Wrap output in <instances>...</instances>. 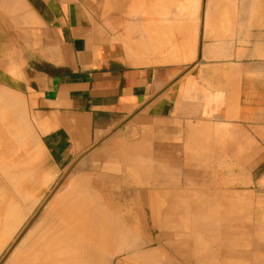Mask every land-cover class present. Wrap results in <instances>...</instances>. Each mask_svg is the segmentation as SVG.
Returning a JSON list of instances; mask_svg holds the SVG:
<instances>
[{
	"label": "crops",
	"instance_id": "obj_1",
	"mask_svg": "<svg viewBox=\"0 0 264 264\" xmlns=\"http://www.w3.org/2000/svg\"><path fill=\"white\" fill-rule=\"evenodd\" d=\"M24 1L0 7V112L19 105L11 113L24 118L28 149L44 155L54 176L68 169L84 177L129 240L139 241L110 264H137L146 252L153 264L157 256L156 264H212L213 249L220 261L243 255L229 242L244 232L253 238L248 254L264 257V0H184L202 16L214 2L258 18L249 26L236 19L230 38L203 30L199 54L193 40V58L169 63L154 44L145 45L148 56L133 47L134 57L117 39L116 27H147L158 14L153 0H140L139 9L134 0H92L90 12L67 0ZM180 1L172 0V15ZM160 28L171 36L172 44L160 37L165 55L179 28L158 27L156 36ZM6 96L22 103L9 106Z\"/></svg>",
	"mask_w": 264,
	"mask_h": 264
},
{
	"label": "bare ground",
	"instance_id": "obj_2",
	"mask_svg": "<svg viewBox=\"0 0 264 264\" xmlns=\"http://www.w3.org/2000/svg\"><path fill=\"white\" fill-rule=\"evenodd\" d=\"M8 1V0H7ZM9 1H11L12 2V6L11 7H14V8H21V7H27V5H25L24 4V0H9ZM155 1V0H154ZM163 1V0H162ZM168 0H166V2H167ZM2 2H3V4H5L6 3V0H2ZM27 2V1H26ZM148 2V1H147ZM68 4V3H67ZM141 4V3H140ZM152 5H153V3H151ZM154 4H155V2H154ZM167 5V4H166ZM197 5H198V3H197ZM196 5V6H197ZM151 6V5H150ZM155 6V5H154ZM121 8H122V6H120ZM156 7V6H155ZM154 7V8H155ZM119 8V7H118ZM147 8V7H146ZM26 9V8H25ZM116 9V8H115ZM123 9V8H122ZM160 9H162V8H160ZM164 9V8H163ZM1 10V9H0ZM149 10V9H148ZM156 10V9H155ZM154 10V11H155ZM130 11H131V9H130ZM145 11V10H144ZM134 12V11H133ZM132 12V13H133ZM146 12H147V10H146ZM150 12H151V10H150ZM153 12V11H152ZM155 12H158V11H155ZM209 12V11H208ZM121 13H123V12H121ZM142 13V12H141ZM140 13V14H141ZM154 13V12H153ZM18 13H16V15H17ZM19 14H20V12H19ZM112 14V13H111ZM142 14H145V13H142ZM206 14V13H205ZM215 14H217V13H215ZM21 15V14H20ZM117 15H119L120 16V14H117ZM208 15V14H207ZM119 16L117 17V19L119 18ZM124 16V15H123ZM216 16V15H215ZM35 17V19L38 21V16L36 17V16H34ZM126 17V16H125ZM12 18V17H11ZM14 18H16V16L14 17ZM19 18V17H18ZM17 18V19H18ZM211 18H213V16L211 17ZM211 18H209V19H211ZM4 21H5V15H4ZM21 19H22V17H21ZM122 19V18H121ZM121 19H119V21L121 20ZM208 19V20H209ZM206 20V19H205ZM214 20V19H213ZM14 21V20H13ZM115 21V20H114ZM5 22H7L8 23V21H5ZM38 22H40V21H38ZM108 22V21H107ZM125 22H126V20L124 21V23L122 22V24L124 25L125 24ZM163 22V21H162ZM161 22V23H162ZM6 23V24H7ZM15 23V22H14ZM101 23V22H100ZM169 23V22H168ZM167 23V24H168ZM175 23V22H174ZM174 23L172 24V27L173 28H179V30H186L187 31V29H188V27H191L190 25H189V23L187 22L186 24H184V21H182V20H180V21H178L177 23H175V25H174ZM191 23V22H190ZM209 23H210V21H209ZM208 23V21H207V24H209ZM211 23H214V22H212V20H211ZM9 24V23H8ZM7 24V25H8ZM11 24V23H10ZM25 24V23H24ZM43 24V23H42ZM119 24V23H118ZM127 24V23H126ZM147 24V23H146ZM156 24H158V22L156 23ZM162 24H164V23H162ZM44 25V24H43ZM113 25V24H112ZM117 25V24H116ZM120 25V24H119ZM155 25V24H154ZM159 25L161 26V24H160V22H159ZM169 26H170V23L168 24ZM167 25V26H168ZM174 25V26H173ZM193 25V24H192ZM118 26V25H117ZM156 26V25H155ZM166 26V25H165ZM164 26V27H165ZM19 27V26H18ZM126 27H129V28H131L130 26H127L126 25ZM134 27V26H133ZM162 27H163V25H162ZM172 27H170V28H172ZM193 27V26H192ZM194 27H195V25H194ZM115 28V27H114ZM117 28V27H116ZM125 26L124 27H122V29L120 28V32H119V34L121 33V34H124L125 32V29H126V31H127V35H126V37H127V41H125V40H123V38L121 39L122 41H124V42H127L126 44H123V46H126L125 48H124V50L125 51H128L127 53H129L130 55H134V53H136V51L135 50H137V52L140 50V49H145L146 48V44H149V43H151V44H154V47H153V49H155L154 51H157L159 54L158 55H160V53H161V55H162V57L163 56H168V57H164V58H162L163 59V61H162V63L163 62H165L164 61V59L166 60V62H168V58H170L169 60H174V62H177L176 60H178V61H181L182 59H184V60H189V59H191V57H193L192 56V54L190 53L191 51V49L189 48V50H187V51H185V49H186V47H187V45H188V36L189 35H187L186 33H184L182 36V39L181 38H178V39H176V41H177V43L179 44V46H180V48H182V50L180 51V53H182V55H184L185 57H182V59H181V57L179 56L178 58H176L177 56L175 55V52H176V50H177V45L178 44H176V43H174V46H173V49H172V45H169L171 48H170V50H172V52H169L168 53V51H166V54L164 55V54H162V52L164 51L163 49L166 47V40L167 39H169V38H167L166 37V39H164L163 41L165 42V43H163V41L161 42V40L164 38V37H162V36H159L158 37V35H160V34H157V36H156V32H153V31H155L154 29H152L151 31L153 32H151L152 34H147V30H148V28L146 27H141L142 29L141 30H139L138 28H136V27H134V29L133 30H130L129 28H125ZM166 28V27H165ZM177 28V29H178ZM127 29H129V30H127ZM151 29V28H150ZM155 29H158V27H156ZM204 29V28H203ZM159 30V29H158ZM166 30V29H165ZM206 30V29H205ZM150 32V31H149ZM148 32V33H149ZM118 33V32H117ZM157 33H159V32H157ZM169 33H170V31H169ZM20 34V33H19ZM117 35L118 36V38H120L122 35ZM155 35V36H154ZM162 35V34H161ZM20 37H22V35L20 34L19 35ZM107 36V35H106ZM113 36L114 37H116L115 36V34L114 35H112V38H113ZM168 37H171L170 35H167ZM180 36V35H179ZM197 36V35H196ZM102 37V36H101ZM111 37V36H110ZM162 39H161V38ZM176 37V36H175ZM203 37V36H202ZM105 38V37H104ZM24 39V38H23ZM26 41L28 40L29 41V39H25ZM120 40V41H121ZM27 41V42H28ZM119 41V42H120ZM121 41V42H122ZM169 41V40H168ZM26 42V43H27ZM113 42H116V41H113ZM29 43V42H28ZM190 43V42H189ZM165 44V45H164ZM167 44H172V43H169V42H167ZM29 45V44H28ZM203 45V44H202ZM149 46V45H148ZM165 46V47H164ZM168 46V45H167ZM177 46V47H176ZM133 47H135L134 49L135 50H132V48ZM205 47V46H204ZM121 48H123V47H121ZM127 48V49H126ZM179 48V47H178ZM188 48V47H187ZM150 50H151V48H149ZM169 49V48H168ZM123 50V49H122ZM123 50V51H124ZM146 50V49H145ZM201 50V49H200ZM203 50H204V48H203ZM206 50V49H205ZM204 50V51H205ZM132 51H135V52H133V54H131L132 53ZM144 51V50H143ZM147 52H143V53H141L143 56H148L149 54H148V50H146ZM153 50H151L150 52H152ZM162 51V52H161ZM190 51V52H189ZM203 51V52H204ZM11 53H8L9 55H11L12 54V56H13V54H14V52L12 53V51H10ZM191 54L190 55V57H189V53ZM153 53V52H152ZM164 53V52H163ZM169 55H168V54ZM171 53H174V56H176V57H173L172 55H171ZM177 53H178V51H177ZM205 53V52H204ZM140 56H142L141 54H140V51H139V53H138ZM145 54H147V55H145ZM187 54V55H186ZM139 55H137V53H136V55H134V57L136 56V57H138ZM157 55V54H156ZM157 55V56H158ZM160 55V56H161ZM170 55L172 56V57H170ZM203 55V54H202ZM206 55V54H205ZM204 55V56H205ZM11 56V57H12ZM126 56V55H125ZM139 56V57H140ZM151 56V55H150ZM149 56V57H150ZM207 56H208V54H207ZM8 57V56H7ZM11 57H10V59H11ZM18 57V56H17ZM133 57V56H132ZM151 57H155L156 58V56H155V53H154V56L152 55ZM210 57V56H209ZM176 58V59H175ZM161 58L158 60L159 61V63H161L160 62V60H162ZM134 60V59H133ZM172 60V61H173ZM13 61V60H12ZM11 61V62H12ZM19 61V60H18ZM135 61V60H134ZM158 61H156V62H158ZM9 62H10V60H9ZM169 63V62H168ZM171 63V62H170ZM10 65V64H9ZM11 66H12V68L10 67L9 69L11 70H13V72H14V69L15 68H13L14 66L12 65V63H11ZM17 68V67H16ZM19 68V67H18ZM6 70H7V68H6ZM9 70V71H10ZM17 72V71H16ZM7 73H8V71H7ZM15 73V72H14ZM21 74V73H20ZM23 74V73H22ZM16 76V75H15ZM21 76V75H20ZM23 78V77H22ZM12 94V93H11ZM11 94H9L8 96H11ZM8 96H6L5 98L7 99V97ZM11 97H17L16 95H14V96H11ZM4 98V99H5ZM18 98H19V96H18ZM22 98V97H21ZM11 98L9 97L7 100L9 101ZM7 100H5L4 101V104L5 105H8V103H7ZM20 99H17V101H16V99H11V101H9V106L11 105V103H12V105L13 104H15L14 103V101H16V103L17 102H21V101H19ZM13 101V102H12ZM6 102V103H5ZM22 103V102H21ZM21 103H19V104H21ZM4 105V106H5ZM18 107H19V105H17ZM22 106L23 105H21L20 106V108H22ZM15 107V106H14ZM17 107V108H18ZM17 108H12V110L14 109L15 111H22V110H20V109H17ZM5 109H8V106H6L5 107ZM5 109H3L2 111H5ZM10 110H11V108H9ZM9 109L8 110H6V111H9ZM22 109H24V108H22ZM11 110V112L13 113V111ZM14 111V112H15ZM10 111H9V114H10V118H12L11 116L13 115L12 113H11ZM24 112V111H23ZM23 112H21L20 113V116H21V114H22V117H23ZM3 112H0V115L2 114ZM15 113H17L18 114V112H15ZM5 114H6V112H5ZM8 113H7V115H9ZM15 115V114H14ZM13 115V116H14ZM25 115V114H24ZM1 116H4V114L3 115H1ZM0 116V118H2L3 119V117H1ZM26 116H27V114H26ZM25 116V118H27L28 119V117H26ZM30 116H32V115H30ZM8 117L9 116H7L4 120H5V122L7 121L6 119H8ZM15 117L17 118V119H14V120H17L18 122H21L20 120H24V118L22 119H20V117H19V115L18 116H16L15 115ZM32 118H34L33 116H32ZM13 119V118H12ZM1 120V119H0ZM4 120L2 121L3 123H4ZM11 120V119H10ZM13 121V120H12ZM1 122V121H0ZM9 123L11 122V121H8ZM5 123V124H9V123ZM16 123V122H14L15 124L13 125V122L12 123H10L11 125H13V126H15V125H17V124H19V123ZM1 124V123H0ZM9 124V125H10ZM4 125V124H3ZM2 125V126H3ZM8 125V126H9ZM5 127L4 128H6L7 129V127H6V125H4ZM20 126V125H19ZM37 126V125H36ZM1 128V127H0ZM10 129H12L11 128V126H9V128L7 129L8 131L10 130ZM28 129H30V128H28ZM0 130H2V129H0ZM5 130V129H4ZM3 130V131H4ZM3 131H0L1 132V134H2V139L4 138L3 136H4V134L2 133ZM4 132H6L7 133V131L5 130ZM28 132V133H27ZM27 132H22V133H24L25 135H26V133L27 134H29L30 135V132L27 130ZM40 132V131H39ZM15 133V132H14ZM24 134H22L23 136H24V138H25V135ZM20 136V138L17 140V137H19ZM16 137V141H18V144H13L14 142H12L13 140H10V139H7L8 138V136H5V138L7 139V140H9V141H11L9 144H2V145H0V147L2 148L3 147V145H6L4 148H6V150L11 146L12 147V145H14V146H16V149L19 147V143H20V145H25V142H27V140L29 141V139H30V137L28 138V139H26L28 136L26 135V140H24L22 137H21V135H18ZM1 138V137H0ZM5 138L3 139V140H1V141H3V142H5ZM9 138H10V136H9ZM22 138V139H21ZM12 139V138H11ZM20 139L21 140H23V141H20ZM6 140V143L7 142H9V141H7ZM2 142V143H3ZM22 142H23V144H22ZM1 143V142H0ZM12 143V144H11ZM28 143H26V145H27ZM38 144H39V142H38ZM10 145V146H9ZM7 146H8V148H7ZM11 147H10V149H11ZM23 147V146H22ZM21 147V148H22ZM25 147V146H24ZM27 147V146H26ZM25 147V148H26ZM35 147V146H34ZM34 147H32V148H34ZM14 149H15V147H13ZM16 149L15 150H13L14 152H15V154H16ZM27 149V148H26ZM6 150H4V153L2 154L1 153V151H3V150H1L0 151V155L2 154V156L4 157V154H5V151ZM34 150V149H33ZM9 151V150H8ZM8 151H6V153L8 152ZM22 151V150H21ZM28 151V150H27ZM27 151H25V152H27ZM30 151V150H29ZM12 152V150L11 151H9L8 153L10 154ZM19 152V151H18ZM17 152V153H18ZM33 152H35V151H32V153ZM7 153V154H8ZM31 153V152H30ZM30 153H28L29 155H30ZM31 153V154H32ZM6 154V155H7ZM12 154H13V156L15 155L13 152H12ZM11 154V155H12ZM25 154V153H24ZM27 154V155H28ZM19 155L21 156L22 154H20L19 153ZM9 156V158L8 159H10V157H12L13 158V156H10V155H8ZM8 156H5V157H8ZM16 156L18 157V155L16 154ZM16 156H14V157H16ZM26 156V155H25ZM27 157V156H26ZM23 158H25V157H23L22 156V160H19L18 162H16L15 161V168H16V166L19 164V166H20V164H21V169H22V167H26L28 164L30 165L31 163H30V160H28V161H26V159H25V161H23L24 159ZM3 159V158H2ZM2 159L0 158V162H2ZM29 159V158H28ZM4 160V159H3ZM6 160V159H5ZM12 161L14 160V159H11ZM16 160V159H15ZM34 160V159H33ZM36 160V159H35ZM21 161V162H20ZM37 161V160H36ZM35 161V162H36ZM23 162V163H22ZM25 162V163H24ZM27 162H28V164H27ZM135 163H136V161H135ZM12 164H14V163H12ZM22 164H23V166H22ZM24 164H26L25 166H24ZM32 164H35L34 162H32ZM28 165V166H29ZM18 166V171L17 172H19V171H21V170H19V167ZM32 165H30V167H31ZM38 166V165H37ZM8 168H9V166H8ZM7 168V169H8ZM12 168H13V170L12 171H14V167L12 166ZM16 170V169H15ZM27 169H25V171L23 172V171H21V173L23 174V175H21L20 174V172L17 174V175H20V177H19V179H21V177L22 176H24L25 174H26V171ZM29 170V169H28ZM33 170V169H32ZM76 170H77V168H76ZM82 170V169H81ZM141 170V169H140ZM1 171V170H0ZM7 171V170H6ZM74 171V170H73ZM1 172H3V171H1ZM31 172V171H30ZM147 172V171H146ZM10 173V172H9ZM8 173V174H9ZM11 173H14V172H11ZM44 173V172H43ZM43 173H42V175H43ZM79 173V172H78ZM144 173V172H143ZM1 174H3V176L4 175H6L5 173H1ZM0 174V175H1ZM8 174L6 175V176H4V177H6V179L8 178L9 179V181H10V179H12L11 181H12V183L14 182L13 181V179L14 178H16L15 176H17L16 175V172L14 173L15 174V176H14V178H12L13 177V175L11 174V176L12 177H8ZM40 174H41V172H40ZM73 174V173H72ZM27 175H30V173H28V174H26L24 177H26ZM76 175V174H75ZM2 176V175H1ZM32 176V175H31ZM30 176V177H31ZM23 177V178H24ZM41 177V176H40ZM44 177V178H43ZM69 177V176H68ZM71 177V176H70ZM69 177V178H70ZM76 177H78V176H76ZM146 177V176H145ZM23 178L21 179L22 181H23ZM35 178L37 179V177L35 176ZM42 178L43 179H46V180H44V181H46V182H51V181H53V175H52V177H49V175L47 174V175H45V176H42ZM5 179V180H6ZM28 179V178H27ZM39 179V178H38ZM68 178H66V180H67ZM79 179V178H78ZM17 180H18V177H17ZM20 180V181H21ZM30 180H32L31 178H30ZM30 180H27V181H30ZM42 180V179H41ZM69 180V179H68ZM72 180H73V176L70 178V180L69 181H67V182H65V183H63L64 181H65V179H64V181L63 182H61V184L59 185V186H61L62 185V183H63V185L60 187V188H57L58 190L54 193V195L52 194V197L50 198V200L49 201H47V203L43 206V208H42V210H41V213H40V216L34 221V222H32L31 221V223L28 225V226H26V229H25V231L19 236V238L17 239V240H15L16 242L14 243V245L11 247V249L9 250V252H8V254H7V256L5 257V259H4V261H3V263L2 264H110L111 263V260H112V258H113V256L116 254V252H120L121 250H123V248H125V250H126V247H129L130 248V246L132 247V245L131 244H133V242L131 243V241H134V238H136V237H134L135 235H133V234H131V237H134L133 238V240H129V238L128 237H130V235L129 234H127L126 232H125V227H122V226H124L122 223H118L119 221H117L116 222V220L114 221L113 220V222H116V223H118L119 225L120 224H122V226H120L121 228H122V230H124V231H122L121 230V228L118 226V225H116V223H114L113 224V222H111V219L112 218H114L115 217V213H114V215L112 216V214H108L110 211H112V210H110L108 213H107V211L105 212V214L107 215H109L110 217H111V219H110V217H109V219H107L106 217H108V216H105V218H104V216L102 217V215H103V213H102V215H101V213H99V211L101 210L100 209V207H98V206H100L101 205V207H104V205H102V204H99V205H97L96 203H93V204H96V206L95 205H93L92 204V202H90V203H87V202H89V201H85L84 200V197H87L88 198V196L86 195V196H84L83 195V192L82 191H84V189L82 188V187H84V185L83 186H81V189H77V188H80V186H79V184H78V186L76 185V186H73V183L74 182H72ZM7 182H8V180H6ZM10 181V182H11ZM20 181H18V183H17V181H15V186L16 187H18L19 186V183H22V181L20 182ZM26 181V180H25ZM26 181V182H27ZM34 181V180H33ZM44 181L42 180V184L44 183ZM81 181V180H80ZM45 182V183H46ZM77 182H79V181H77ZM76 182V183H77ZM96 182V181H95ZM18 185H17V184ZM44 183V184H45ZM94 183V182H93ZM23 184V183H22ZM27 184H30V183H27ZM32 184V183H31ZM30 184V185H31ZM92 184V183H91ZM39 185V184H38ZM27 186V185H26ZM25 186V187H26ZM35 186H37L36 184L34 185V187ZM58 186V187H59ZM16 187H14V188H16ZM28 187V186H27ZM31 188H32V186H30ZM30 187H28V190L31 192V190H33V188L31 189ZM77 187V188H76ZM13 188V189H14ZM31 190H30V189ZM37 188V187H36ZM92 188V187H91ZM12 189V188H11ZM17 189V191L15 190V194H16V196H17V192H18V190H19V188H16ZM86 189V188H85ZM39 191H40V189H38ZM22 191V190H21ZM25 191H27V190H25ZM25 191H23L22 193H21V199H23L24 197H26V196H28V194H25L24 192ZM42 191H43V188H42ZM87 191V190H86ZM86 191H84L86 194L88 193V192H86ZM28 192V191H27ZM32 192H34V190L32 191ZM47 192V191H46ZM45 192V193H46ZM13 193H14V191H13ZM36 193V192H35ZM40 193V192H39ZM38 193V194H39ZM19 194H20V191H19ZM23 194V195H22ZM24 194L26 195V196H24ZM30 194H32V193H30ZM34 195V194H33ZM36 195V194H35ZM39 195H41V194H39ZM39 195H37L38 196V198H34L33 199V201H29V202H26L27 201V199L25 198V200H21V201H25V203L23 202V205L21 206V209H15L14 208V205L12 206V204H8L9 206H8V210H7V207H3L4 209L6 208V210H7V212H5L4 213V211H3V213H1V216H0V252L5 248V246H7L9 243H10V241H12L14 238H15V236H16V234L18 233V231H20V229L22 228V226L24 225V223L25 222H27V221H29L28 219L30 218V216L32 215V213H33V211H34V209H35V207H36V203H38L37 201L39 200ZM4 196V195H3ZM24 196V197H23ZM30 196V195H29ZM32 196V195H31ZM46 196V195H45ZM101 196V195H100ZM19 197V196H18ZM29 198V197H28ZM31 198V197H30ZM42 198V197H41ZM90 198H92L91 196H90ZM95 198V197H94ZM93 198V199H94ZM105 198V197H104ZM2 199V198H1ZM19 200H20V198H18ZM17 199V200H18ZM167 199V198H166ZM35 200V201H34ZM44 200V199H43ZM89 200V199H88ZM102 200V199H101ZM105 200V199H104ZM162 199H160V201H161ZM164 200V199H163ZM8 201V200H7ZM10 201V200H9ZM8 201V202H9ZM90 201H92V199H90ZM94 201H96V199L94 200ZM169 201V200H168ZM96 202H98V201H96ZM103 202V201H102ZM163 202V201H162ZM6 203L7 202H5L4 203V206L6 205ZM10 203V202H9ZM99 203H100V201H99ZM168 203V202H167ZM2 204V203H1ZM41 204V203H40ZM107 204V203H106ZM163 204V203H162ZM3 205V204H2ZM17 205V204H16ZM15 205V206H16ZM109 205V204H108ZM172 205H174V204H172ZM7 206V205H6ZM163 206V205H162ZM175 206V205H174ZM178 206H179V204H178ZM183 206V205H182ZM181 206V207H182ZM2 207V206H1ZM1 207H0V210H1ZM10 207H11V209H10ZM161 207V206H160ZM167 207V206H166ZM180 207V206H179ZM176 208H178L177 206H176ZM3 209V210H4ZM98 209H100L99 211H98ZM106 210V208H103L102 210H103V212ZM183 209V208H182ZM181 209V210H182ZM5 210V211H6ZM179 210H180V208H179ZM36 211V210H35ZM161 213V212H160ZM104 214V215H105ZM186 216V215H185ZM117 218V217H116ZM115 218V219H116ZM34 219V218H33ZM185 219H186V217H185ZM172 222V221H171ZM131 230V229H130ZM128 233H129V230H126ZM125 232V233H124ZM129 235V236H128ZM133 235V236H132ZM17 238V237H16ZM138 238V237H137ZM131 239V238H130ZM198 240V239H197ZM197 240H196V243H197ZM202 241V240H201ZM201 241H199L198 243H200ZM129 242H130V244H129ZM136 242H139V241H134V243H136ZM197 243V245H200V244H198ZM202 243V245L204 244L203 242H201ZM128 244L130 245V246H128ZM140 244H142V242L140 243ZM10 245V244H9ZM135 245H137V244H135ZM143 246V245H142ZM177 247V246H176ZM201 247H203V246H196V248H201ZM137 248V247H136ZM174 248H175V246H174ZM7 249V248H6ZM132 249V248H131ZM179 249V248H178ZM197 249V250H198ZM202 249V248H201ZM119 250V251H118ZM129 250V249H128ZM142 250H143V248H142ZM150 250H151V248H150ZM149 250V251H150ZM5 251V250H4ZM146 251V250H145ZM181 251V250H180ZM183 251V250H182ZM123 252L125 253V251L123 250ZM127 252V251H126ZM137 252V251H136ZM140 252H142L141 250H140ZM151 252V251H150ZM199 252H201V250L199 251ZM199 252H197V254L199 253ZM121 253V252H120ZM144 253V252H143ZM146 254H147V252L144 254V255H142V254H139L140 255V258H138L139 257V255L137 254L136 255V257H133V256H135L134 254H132L133 256H129V257H131L133 260H137V259H140V262H143V263H141V264H144V261L143 260H146L145 261V263L147 264V262L149 261V258H148V260H147V258L145 259L144 257H148V256H146ZM151 254L152 255H155L156 256V254H154L153 252H151ZM182 254V253H181ZM186 254V253H185ZM1 255V254H0ZM141 255H142V257H141ZM149 256H150V253L148 254ZM183 255V254H182ZM199 255V254H198ZM138 256V257H137ZM179 256V255H178ZM189 256V255H188ZM201 256L202 255H200V257L199 258H201ZM128 257V256H127ZM152 257V256H151ZM183 257V256H182ZM205 257H207V256H205ZM123 258H125V259H127L126 257H124L123 256ZM135 258H137V259H135ZM159 258L160 257H158L157 256V260L156 261H159ZM197 256H196V261H198L197 260ZM130 259V258H129ZM131 259V260H132ZM154 259H155V257H154ZM161 259V258H160ZM164 259V258H163ZM203 259V258H202ZM128 260V259H127ZM130 260V261H131ZM132 260V261H133ZM142 260V261H141ZM182 260H183V258H182ZM201 260V259H200ZM199 260V261H200ZM208 260V259H207ZM139 261V260H138ZM156 261H154V263L156 264V263H158V262H156ZM167 261V263H168V260H166ZM210 261V260H209ZM135 262V261H134ZM140 262L138 263L137 262V264H140ZM150 262H152V261H150ZM150 262H148V263H150ZM160 262V261H159ZM129 263V262H128ZM151 264H153V262L151 263Z\"/></svg>",
	"mask_w": 264,
	"mask_h": 264
},
{
	"label": "rangeland",
	"instance_id": "obj_3",
	"mask_svg": "<svg viewBox=\"0 0 264 264\" xmlns=\"http://www.w3.org/2000/svg\"><path fill=\"white\" fill-rule=\"evenodd\" d=\"M183 1L184 0H181L180 2H181V4H180V6H177V10H178V12H179V15H172L171 14V7H172V0H168L167 2H166V0H153L151 3H153V5L151 4V6H149V8H152L153 10H155L154 9V7L156 6L158 9H157V11H158V14L156 15H153V16H149V19L151 18V20L149 21V23H148V25H147V28H148V30H147V34H152L153 32L151 31L152 29H154L155 30V28H153V27H162V25H163V27L165 26V27H172V24L175 22V23H177L178 21H180V20H182V21H184V24H186L187 22L189 23V25L191 26V27H188V29H187V31L186 30H179L178 32H179V34L178 35H180V36H178V38H181L182 39V35L184 34V33H186L187 35H189L188 36V39H190L189 41H187L188 42V45H187V47H186V49L185 50H189V48H191V46H192V44H193V40H194V46H195V48H196V50H198V54H199V50H200V48H201V45H202V41H203V30H205V32L206 33H208V35H210V34H214L215 35V37H222V38H227V37H232L233 36V32H231V27H235V21H236V19H238V18H242V20H243V23H244V25L245 26H249V25H251L252 24V22H253V20L254 19H257L258 17L257 16H252V15H245V16H243V17H237V16H235V15H231L230 13H231V9H229V6H226V7H223L222 5L220 6V5H218V4H215L214 2L212 3V5H211V7H213V10H211V8H209L208 9V15H205V16H202V14L200 13V11L197 13V10L195 9V5L193 4V3H191L188 7H184L183 6ZM92 0H67V3L69 4V6L71 7V8H74L76 5L77 6H79V7H83V8H86V10L88 11L89 10V12L90 11H92L91 9H92ZM134 2L136 3L135 4V6L137 7V9H139L140 8V6L142 5V6H145V1H140V0H134ZM154 2H155V4H154ZM120 3V2H119ZM141 3V4H140ZM150 3V2H149ZM218 3V2H217ZM12 2L11 1H7L6 0V3L5 4H3V2H2V0H0V7H5V9H6V7H11L12 5ZM24 4H25V1H24ZM167 4V5H166ZM155 5V6H154ZM217 7L219 8V9H217ZM160 8H162V9H160ZM164 8V9H163ZM138 11V10H137ZM211 12H212V14H211ZM215 13H217V14H215ZM216 15V16H215ZM213 16V18H211ZM8 17V15L6 16L5 15V18H7ZM209 18H211V19H209ZM206 19V20H205ZM209 19V20H208ZM214 19V20H213ZM211 20H212V22H214V23H211ZM241 20V21H242ZM163 21V22H162ZM207 21H208V23H209V21H210V23L209 24H207ZM158 22V24H156ZM159 22H160V24H161V26L159 25ZM164 23V24H162V23ZM170 23V26L168 25L169 23ZM191 22V23H190ZM168 23V24H167ZM175 23H174V25H175ZM203 23H205L206 25H207V27H202V25H203ZM156 26H155V25ZM193 24V25H192ZM168 25V26H167ZM173 25V26H174ZM194 25H195V27H194ZM193 26V27H192ZM120 28L122 29V27H117V30H120ZM129 28V27H128ZM136 28H138V27H136ZM143 28V27H142ZM141 27H139L138 29L139 30H141L142 29ZM146 28V27H145ZM151 28V29H150ZM204 28V29H203ZM130 29V28H129ZM128 29V30H129ZM134 29V27L132 28V30ZM161 29V32H160V35L159 36H162V37H164L165 39H166V35H167V33L164 31L165 29H163V28H160ZM171 29L169 28V31H170ZM150 31V32H149ZM149 32V33H148ZM152 32V33H151ZM118 36L121 34H119V31H118V33H116ZM162 34V35H161ZM122 35V34H121ZM194 35V39H192V36ZM197 35V36H196ZM118 36H117V39H122V36L120 37V38H118ZM176 41V40H175ZM190 42V43H189ZM176 43V42H175ZM180 47V46H179ZM165 49V48H164ZM182 50V48H180V51ZM187 55V54H186ZM193 56V55H192ZM180 57H181V59H182V57H185L184 55H182V53H180ZM191 58H193V57H191ZM181 61H187V60H184V59H182ZM10 111V110H9ZM9 111H5L6 112V114H5V112H4V117L6 118L7 116H9L8 117V119H6L7 121L5 122V120H4V125H6V127L10 124V123H12L13 122V125L15 124L14 122H18L17 120H13L12 118H10V114H9ZM11 112V111H10ZM7 113L9 114V115H7ZM12 117V116H11ZM4 118V119H5ZM11 119V120H10ZM13 120V121H12ZM8 121H11L10 123L8 122ZM21 122H18L19 124H17V125H15V126H13V125H9V126H11V128L12 129H10L9 131L7 130L8 128H9V126L7 127V129L6 128H4L5 126L3 125V130L5 129L6 131H7V133L6 132H4L3 131V134H4V138H5V136H8V138L7 139H10V140H13L12 142H14L13 144H18V141H16V137L18 136V135H21V137L24 139V140H26V139H28L30 136H29V134H27L28 132L26 131V123L23 121V120H20ZM9 123V124H5V123ZM20 125V126H19ZM15 132V133H14ZM22 132H27L26 133V135L28 136L27 138H26V135L24 134V133H22ZM22 134H24L25 135V138H24V136L22 135ZM9 136H10V138H9ZM3 138V139H4ZM12 138V139H11ZM20 138V136L19 137H17V140ZM21 138V139H22ZM6 138H5V142H3L2 144H9L11 141H9V140H7ZM20 139V141H23V140H21ZM6 140L7 141H9V142H7L6 143ZM30 140V139H29ZM21 143V142H20ZM20 143H19V147L16 149V146H14V145H12V147H11V149H10V147L8 148V146H7V150H6V148H4L6 145H3V147H2V149H3V153H4V150H6V151H11L12 150V152L15 154V152L13 151V150H15L16 149V154L18 155V157L16 156V154L14 155V156H16V157H14L13 156V154H12V152L9 154L8 152V154L6 153V151H5V154H4V157L2 156V154L0 155V158L2 159V162H0V170L1 171H3V172H1L0 171V174L1 173H9L8 174V177L10 176V177H12L11 176V174L13 175L15 172H16V175L20 172V174L21 175H23L22 173H21V171H25V169H27L26 171V174H28V173H30V175H27L26 177H24V176H22L21 177V179L23 178V181L21 180V179H19V177H20V175H17V176H15V174L13 175V177L12 178H14V176L16 177V178H14L13 179V183H12V179H10V181H9V179L7 178L6 179V177H4V176H6V175H4L3 176V174H1L0 175V207H1V210H0V216H1V213H3V211H4V213L5 212H7V210H8V204H12V206L15 204H17L16 206L14 205V208L17 210V209H21V206L23 205V202L25 203V201H21V200H25V198L27 199V201L26 202H29V201H33V199L35 198H38V196L37 195H39V194H41V195H39V200L37 201L38 203H36V207H35V209H34V211H33V213H32V215L30 216V218L28 219L29 221H27V222H25L24 223V225L22 226V228L20 229V231H18V233L16 234V236H15V238L12 240V241H10V245L8 244L7 246H5V248L0 252V264H2L3 263V261H4V259H5V257L7 256V254H8V252H9V250L11 249V247L14 245V243L16 242L15 240H17L18 238H19V236L25 231V229H26V226H28L30 223H31V221L32 222H34L39 216H40V213H41V210H42V208H43V206L47 203V201H49L50 200V198L52 197V194L54 195V193L58 190L57 188H60L62 185H63V183H65V182H67V181H69L70 180V178L73 176V180H72V182H74L73 183V186H78V184H79V186H80V188H77V189H81V186H83L84 185V187H82L83 189H84V191H86V192H88L87 194L84 192V191H82L83 192V195L84 196H88V198L87 197H84V200L86 201H89V202H87V203H90V202H92V204L93 203H98L97 205H99V204H101V203H99V200L97 199V197H95V195L91 192V191H89L86 187H85V179H84V177H82V176H78V177H76V175H73V174H71L72 172H71V170H69L68 171V169L67 170H65L61 175H58V176H54L53 175V172H52V169H51V167H50V164H49V162L45 159V157H44V155L39 151V150H33V148H31L30 149V151H29V149H28V147H29V143H28V140H27V142H25V145H20ZM26 143H28L27 145H26ZM12 144V143H11ZM15 144V145H16ZM22 144H23V142H22ZM23 146V147H22ZM27 148H25V147ZM13 147H15V149L13 148ZM22 147V148H21ZM32 147V146H31ZM22 150V151H21ZM28 150V151H27ZM19 151V152H18ZM25 151H27V152H25ZM32 151H35V152H33L32 153ZM18 152V153H17ZM32 154H31V153ZM19 153L20 154H22L21 156L19 155ZM25 153V154H24ZM28 153H30V155L28 154ZM7 154V155H6ZM12 154V155H11ZM28 154V155H27ZM8 155H10V156H13V158L12 157H10V159H8L9 158V156ZM27 157H26V156ZM5 156H8V157H5ZM22 156L23 157H25V158H23L24 160L23 161H25V159H26V161H28V160H30V165H32L31 167H30V165L28 164V162H27V164L29 165H27L26 167H22V169H21V164H20V166H19V164L16 166V168H15V161L16 162H18L19 160H22L21 158H22ZM20 158V159H19ZM29 158V159H28ZM6 159V160H5ZM11 159H14L13 161L11 160ZM16 159V160H15ZM19 159V160H18ZM34 159V160H33ZM37 161H36V160ZM1 161V160H0ZM36 161V162H35ZM21 162V161H20ZM32 162H34L35 164H32ZM12 163H14V164H12ZM23 163V162H22ZM25 163V162H24ZM26 164H24V166H25ZM38 165V166H37ZM8 166H9V168H8ZM12 166L16 169H14V171H12L13 170V168H12ZM18 166L20 167L19 168V170H21V171H19V172H17L18 170ZM22 166H23V164H22ZM8 168V169H7ZM29 169V170H28ZM33 169V170H32ZM7 170V171H6ZM31 171V172H30ZM11 172H14V173H11ZM40 172H41V174H40ZM44 172V173H43ZM42 173H43V175H42ZM49 175V177H52V175H53V181H51V182H46V181H44V180H46V179H43L42 178V176H45V175ZM32 175V176H31ZM31 176V177H30ZM35 176L37 177V179L35 178ZM41 176V177H40ZM70 178H69V177ZM9 177V178H10ZM17 177H18V180H17ZM28 178V179H27ZM30 178L32 179V180H30ZM39 178V179H38ZM66 178H68L67 180H66ZM79 178V179H78ZM8 180V182L6 181V180ZM44 181V183L42 184V180ZM64 179H65V181H64ZM22 181V183H19V186L18 187H16L15 186V181H17V183H18V181ZM27 180H30V181H26ZM34 180V181H33ZM81 180V181H80ZM20 181V182H21ZM64 181V182H63ZM77 181H79V182H77ZM61 182H63L62 183V185L61 186H59L60 184H61ZM77 182V183H76ZM16 183V184H17ZM27 183H32L31 185L30 184H27ZM37 185V186H35L34 187V185ZM39 184V185H38ZM76 184V185H75ZM18 185V184H17ZM30 187V186H32V188H33V190H34V192H32L33 190H31L30 188V190H31V192L28 190V187ZM26 186V187H25ZM59 186V187H58ZM14 187H16V188H19V190H18V194H17V196H16V194H15V190L17 191V189L16 188H14ZM37 187V188H36ZM12 188V189H11ZM15 190H14V189ZM42 188H43V191H42ZM86 188V189H85ZM38 189H40V191L38 190ZM22 190V191H21ZM25 190H27V191H25ZM82 190V189H81ZM13 191H14V193H13ZM19 191H20V194H19ZM23 191H25L24 193L25 194H28V196H26L25 194H24V196H26V197H24L23 199H21L22 197H21V193L23 192ZM47 191V192H46ZM36 192V193H35ZM40 192V193H39ZM46 192V193H45ZM54 192V193H53ZM30 193H32V194H30ZM39 193V194H38ZM34 194V195H33ZM36 194V195H35ZM4 195V196H3ZM23 195V194H22ZM30 195V196H29ZM32 195V196H31ZM46 195V196H45ZM19 196V197H18ZM90 196L92 197V198H90ZM29 197V198H28ZM31 197V198H30ZM42 197V198H41ZM95 197V198H94ZM2 198V199H1ZM18 198H20V200L18 199ZM94 198V199H93ZM18 199V200H17ZM44 199V200H43ZM49 199V200H48ZM89 199V200H88ZM90 199H92V201H90ZM96 199V201H98V202H96V201H94ZM10 202H8V201ZM35 201V200H34ZM5 202H7L6 203V205L4 206V203ZM3 205H2V204ZM41 203V204H40ZM91 204V203H90ZM96 204H93V205H95L96 206ZM3 207H7V210H6V208L4 209ZM98 207H100V209H98V211H99V213H101V215H102V213H103V215H102V217L104 216V218H105V216H108V217H106L107 219H109V215L108 214H110V213H108V211H107V209L103 212V208H105V207H101V205L100 206H98ZM4 209V210H3ZM10 209H11V207H10ZM6 210V211H5ZM36 210V211H35ZM107 211V215L105 214V212ZM244 211L245 212H247V208H244ZM105 214V215H104ZM246 214V213H245ZM113 216V215H112ZM34 218V219H33ZM110 219H111V217H110ZM113 220L115 221L116 219H115V217L114 218H112L111 219V222H113ZM116 223V222H115ZM113 224H114V222H113ZM116 225H118L119 227L120 226H122V224H118V223H116ZM122 227H124V226H122ZM121 228V227H120ZM121 230H122V228H121ZM125 230V229H124ZM124 230H122V231H124ZM125 232H126V230H125ZM127 233V232H126ZM262 230L260 231V236H262ZM17 237V238H16ZM238 239V240H237ZM252 240H253V238H252V235L251 234H249L248 232H244V234H243V236H241V237H238V238H236V239H233V240H231L230 242H229V244H231V245H233L234 247L235 246H239V245H242V248H243V252H244V254L243 255H239V256H229V257H227V258H225L223 261H220V257H219V255H217V251L216 250H212V257H213V261H212V264H264V257L261 255V256H255V255H251V254H248V252L250 251V249H251V246H252ZM7 248V249H6ZM5 250V251H4ZM119 251V250H118ZM121 252V251H120ZM117 253H119V252H116V254ZM116 254L114 255V256H116ZM114 256H113V258H114Z\"/></svg>",
	"mask_w": 264,
	"mask_h": 264
}]
</instances>
